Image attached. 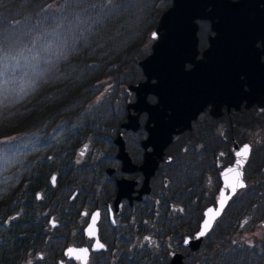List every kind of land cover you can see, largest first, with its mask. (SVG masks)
<instances>
[{
	"label": "flooded vegetation",
	"instance_id": "af4514ba",
	"mask_svg": "<svg viewBox=\"0 0 264 264\" xmlns=\"http://www.w3.org/2000/svg\"><path fill=\"white\" fill-rule=\"evenodd\" d=\"M248 10L244 43L251 47V55L241 59L245 61L241 66L235 64V73L237 68L242 70L238 77L243 78L244 88L235 89V104L222 103L217 115L207 104L189 127L172 133L159 153V144L148 137L152 121H146L145 109L128 108L127 101L135 98L134 91H128L132 97L126 98L116 126L99 121L104 123L99 129L78 130L80 139L70 150L47 153L44 162L54 166L45 172L42 185L29 188L25 182L11 184L16 188L12 208L0 210V264H167L173 251H180L183 261L190 264L191 252L202 248L229 202L231 208L225 216L233 220L226 236L235 241L231 236L235 200L247 183L229 196L196 249L184 238L198 228L204 208L215 205L220 188L225 187L221 170L232 163L236 149L249 148L243 164L244 179L264 165V139L258 140L257 130L264 132V0H248ZM197 21L198 46L201 43L204 47L213 31L208 18ZM235 41H241L239 32ZM236 60L241 62L240 57ZM255 75L263 76L257 79ZM251 85L255 86L252 93L248 91ZM147 98L156 100L152 93ZM129 112L135 113L136 119L123 125ZM119 142L128 159L117 155ZM190 145L207 161L201 187L196 189L189 182L190 157L183 156ZM50 158L54 159L47 160ZM207 172L212 174L209 190ZM193 197L200 200L201 207L192 229ZM213 233L214 229L209 237L222 236L220 230L217 235Z\"/></svg>",
	"mask_w": 264,
	"mask_h": 264
},
{
	"label": "trees",
	"instance_id": "16d2710c",
	"mask_svg": "<svg viewBox=\"0 0 264 264\" xmlns=\"http://www.w3.org/2000/svg\"><path fill=\"white\" fill-rule=\"evenodd\" d=\"M170 1L0 0V54L6 57L0 77V210L12 208L11 184L42 185L54 166L44 162L47 153L70 150L80 139L78 130L99 129L104 120L117 125L132 97L124 84L143 76L137 60L150 50V31ZM104 77L110 82L105 90ZM183 153L190 157L189 182L200 188L207 161L193 145ZM257 182L236 198L235 226L244 202L255 214L263 212L264 174ZM200 203L194 197L190 203L192 229ZM229 206L213 226V234L220 230L222 236L209 237L212 229L202 248L191 252L190 264H264V235L251 242L226 236L233 220L225 216Z\"/></svg>",
	"mask_w": 264,
	"mask_h": 264
},
{
	"label": "water",
	"instance_id": "95a60500",
	"mask_svg": "<svg viewBox=\"0 0 264 264\" xmlns=\"http://www.w3.org/2000/svg\"><path fill=\"white\" fill-rule=\"evenodd\" d=\"M197 18H208L213 31L202 48L198 46ZM248 28V0H171L160 12L150 31V50L137 60L143 77L125 86L126 90L135 93V98L127 101L128 108L147 111L146 121H152L148 137L159 144V153L172 133L189 127L191 120L207 104L213 115L221 111L222 103L235 104V89L244 91L243 78L238 77L242 70L237 68L235 73V64L241 66L245 62L241 59L251 55V47L244 43ZM236 32L240 33L239 43L235 41ZM235 57H240L241 62L235 61ZM254 57L257 61V56ZM255 76L262 79L263 75ZM254 88L251 85L248 91ZM148 93L154 94L156 100L150 101ZM135 119L136 114L129 112L122 124L127 125L128 120ZM244 148L236 149L232 163L222 168L225 187L220 188L215 205L204 208L198 228L185 236L184 242L190 248L196 249L200 245L229 196L245 185L243 164L247 155H238ZM123 154L128 159L119 142L117 155L122 157ZM66 251L70 253L68 249ZM167 264L186 263L180 251H173Z\"/></svg>",
	"mask_w": 264,
	"mask_h": 264
},
{
	"label": "rangeland",
	"instance_id": "374dc122",
	"mask_svg": "<svg viewBox=\"0 0 264 264\" xmlns=\"http://www.w3.org/2000/svg\"><path fill=\"white\" fill-rule=\"evenodd\" d=\"M151 37L149 38V41H151ZM199 47H202V44H199ZM102 81L104 82V88L103 90L106 89V86L110 83L108 78H102ZM125 85V84H124ZM102 90V91H103ZM260 129L258 130V133L260 134V137L258 138L259 141L264 139V132H262ZM254 136V132L252 131V138ZM219 158H221L219 156ZM263 171H264V165L262 167ZM262 169L261 168H257L255 170V172L251 175H245V182L247 183V187L251 186V184L259 181L262 178ZM210 178H212V174L210 172H207L206 176H205V184H206V188L207 190L211 189L210 186V182L208 181ZM246 206H244L245 208L242 210V212H240V215L238 216L237 220H242L240 222H238V224L235 226L231 236L233 238V240L235 241H250L251 239L253 240L255 237H259L264 235V223L261 222L262 220V215L263 212L260 214H255V212L252 210L251 204L245 203ZM253 205V204H252ZM256 220L254 221L253 219Z\"/></svg>",
	"mask_w": 264,
	"mask_h": 264
},
{
	"label": "snow or ice",
	"instance_id": "6c2138e0",
	"mask_svg": "<svg viewBox=\"0 0 264 264\" xmlns=\"http://www.w3.org/2000/svg\"><path fill=\"white\" fill-rule=\"evenodd\" d=\"M0 53H2V49H0ZM5 59H6V57L4 55L0 54V77H2L3 74H4V71H3V62H4ZM248 151H249L248 146H245L244 150L241 153H238V155L246 156L248 154ZM241 186H243V185H241ZM218 214L219 213H217V215ZM208 223H210V222H208ZM208 223L205 224V227L206 228L208 227ZM203 234L204 233L201 232V235H203ZM101 247H103V245H101ZM81 251L86 252L87 250H81Z\"/></svg>",
	"mask_w": 264,
	"mask_h": 264
}]
</instances>
